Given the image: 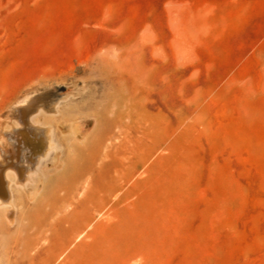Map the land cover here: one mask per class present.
Wrapping results in <instances>:
<instances>
[{
	"label": "rangeland",
	"instance_id": "374dc122",
	"mask_svg": "<svg viewBox=\"0 0 264 264\" xmlns=\"http://www.w3.org/2000/svg\"><path fill=\"white\" fill-rule=\"evenodd\" d=\"M115 51L123 116L85 89L87 135L3 177L0 264H264V0H0V113Z\"/></svg>",
	"mask_w": 264,
	"mask_h": 264
},
{
	"label": "bare ground",
	"instance_id": "6f19581e",
	"mask_svg": "<svg viewBox=\"0 0 264 264\" xmlns=\"http://www.w3.org/2000/svg\"><path fill=\"white\" fill-rule=\"evenodd\" d=\"M146 37L144 35V46ZM130 55L133 56L132 51L91 55V58L88 56L89 59L80 62L77 70L69 69L57 75L42 77L32 84L24 95L13 102L12 108L0 113V199L2 202L9 204L11 201V195L7 191L9 189L7 185L5 186L7 181L3 180L7 172H11L16 177V181L27 179L34 173L35 164L47 158L57 157V149L52 144L51 129L55 123L61 126L73 118L74 121L81 123L80 125L86 123L85 126H87V122L94 119L91 118L92 105L88 103L85 89L93 91L104 83H110L114 91L108 94L103 113H114L118 118L123 116L119 105L125 96L126 76H130L124 65V59ZM48 91L53 92L52 97L49 96L50 99H38L41 94H47ZM37 102L39 104H35ZM80 125L77 129L78 139L84 138L88 131L87 127ZM9 126L14 128L11 129L12 132L4 129ZM101 144L102 138H99L95 146L94 160L98 158ZM77 146L80 148L79 145ZM83 150V148L80 149V154ZM12 215L13 210L7 215L10 223L13 221Z\"/></svg>",
	"mask_w": 264,
	"mask_h": 264
}]
</instances>
